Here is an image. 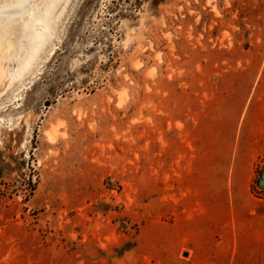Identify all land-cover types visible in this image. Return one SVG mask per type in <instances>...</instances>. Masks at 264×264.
<instances>
[{"label":"rangeland","instance_id":"1","mask_svg":"<svg viewBox=\"0 0 264 264\" xmlns=\"http://www.w3.org/2000/svg\"><path fill=\"white\" fill-rule=\"evenodd\" d=\"M54 14L0 82V264H264V0Z\"/></svg>","mask_w":264,"mask_h":264},{"label":"bare ground","instance_id":"2","mask_svg":"<svg viewBox=\"0 0 264 264\" xmlns=\"http://www.w3.org/2000/svg\"><path fill=\"white\" fill-rule=\"evenodd\" d=\"M35 1L37 9L30 12L33 0H0V82L5 80L8 86L33 69L53 32L54 11L62 0ZM22 16L29 17L26 32L19 38L14 32Z\"/></svg>","mask_w":264,"mask_h":264},{"label":"water","instance_id":"3","mask_svg":"<svg viewBox=\"0 0 264 264\" xmlns=\"http://www.w3.org/2000/svg\"><path fill=\"white\" fill-rule=\"evenodd\" d=\"M258 186L264 189V168L261 170V174L258 179Z\"/></svg>","mask_w":264,"mask_h":264}]
</instances>
